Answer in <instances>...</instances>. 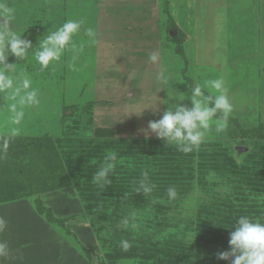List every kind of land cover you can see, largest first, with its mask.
Segmentation results:
<instances>
[{
    "label": "rangeland",
    "instance_id": "1",
    "mask_svg": "<svg viewBox=\"0 0 264 264\" xmlns=\"http://www.w3.org/2000/svg\"><path fill=\"white\" fill-rule=\"evenodd\" d=\"M9 2L34 45L67 19L83 26L75 61L69 51L43 72L34 60L19 64L41 93L22 124L12 123V101L0 97L2 142L43 139L68 180L51 189L41 182L61 181L33 165L18 171L20 182L0 175L9 198L0 202L5 264H228L216 254L228 249L235 219H264V0ZM162 68L170 89L186 95L183 104L191 107L192 87L217 78L233 104L227 127L190 153L142 131L167 107L156 80ZM156 105L155 113L146 108ZM110 155L111 183L101 188L93 177ZM144 174L155 185L148 196L135 191Z\"/></svg>",
    "mask_w": 264,
    "mask_h": 264
},
{
    "label": "clouds",
    "instance_id": "2",
    "mask_svg": "<svg viewBox=\"0 0 264 264\" xmlns=\"http://www.w3.org/2000/svg\"><path fill=\"white\" fill-rule=\"evenodd\" d=\"M82 26V20L67 19L59 26L53 25L49 28L34 45L31 39L22 35L27 28L23 30L18 28L14 5L9 0H0V97L12 101L9 111L14 125L22 124L27 109L39 107L41 104L40 90L33 87L31 76L21 71L19 64L34 60L35 64L39 65V70L43 72L60 63L69 51L74 53L75 61L82 49L77 47L74 38L80 35ZM83 31L94 42V30L86 28ZM10 56L17 62L10 63ZM148 60L156 62V54L149 55ZM156 80L161 89H167V99L161 101L167 107L162 118L150 120L147 129L142 130L146 137L154 134L166 145H173L184 153H190L204 143L213 129L219 133L227 127L228 119L233 112V104L227 95L223 79H210L203 85L196 84L192 87L191 107L182 103L186 95L176 94L170 89V77L166 70L162 68L157 73ZM205 89L209 90L208 95L205 94ZM173 100L176 102L172 103ZM146 108H151L154 113L158 111L157 105ZM144 109L138 115H142ZM15 132L16 129H12L10 135L14 136ZM7 147L8 140L5 139L3 145H0V150H6ZM115 160V155L106 157L103 166L94 175L93 182L101 188L111 183L110 173L115 167ZM154 188L155 185L151 184L147 174H144L135 191L148 196ZM167 195L169 199H175L177 197L175 187H169ZM7 223L0 217V233L6 231ZM122 223L127 225L129 221L124 219ZM233 226L234 230L229 233V247L218 252L217 259L228 264H264V219L241 215L230 227ZM120 245L125 251L130 247L127 240H121ZM9 256L8 242L0 240V264H5Z\"/></svg>",
    "mask_w": 264,
    "mask_h": 264
},
{
    "label": "trees",
    "instance_id": "3",
    "mask_svg": "<svg viewBox=\"0 0 264 264\" xmlns=\"http://www.w3.org/2000/svg\"><path fill=\"white\" fill-rule=\"evenodd\" d=\"M0 145H3L1 139ZM31 165L37 169L50 170V172H52L53 175H56L55 177H58V180L61 181L56 183V180L55 184L51 185L52 181H55V179L54 176H50L46 182H41L42 184L49 186L51 189H54L53 187L63 188L67 185L68 180L66 176H61L60 169L56 168L60 163H58L57 158L54 157L53 146L46 143L43 139H16L13 140L11 144L8 143V148L6 150H0V175L4 176L6 181H10L14 178L20 182L18 171L22 168H30ZM42 188L45 189L44 187ZM28 189L31 190L30 188H25V191ZM3 200H9V198L4 196V193L0 194V202Z\"/></svg>",
    "mask_w": 264,
    "mask_h": 264
}]
</instances>
